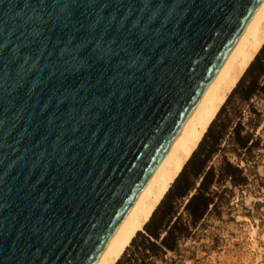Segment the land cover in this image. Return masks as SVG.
Returning <instances> with one entry per match:
<instances>
[{
  "label": "water",
  "instance_id": "95a60500",
  "mask_svg": "<svg viewBox=\"0 0 264 264\" xmlns=\"http://www.w3.org/2000/svg\"><path fill=\"white\" fill-rule=\"evenodd\" d=\"M262 0H0V264H95Z\"/></svg>",
  "mask_w": 264,
  "mask_h": 264
},
{
  "label": "trees",
  "instance_id": "16d2710c",
  "mask_svg": "<svg viewBox=\"0 0 264 264\" xmlns=\"http://www.w3.org/2000/svg\"><path fill=\"white\" fill-rule=\"evenodd\" d=\"M262 59L264 46L145 225V232L139 233L140 241H137V237L133 240L135 250L126 260L127 264L163 261L164 254L167 251L175 252L181 239L192 237L196 227L202 225L209 214L222 217L223 212L219 208L230 197L220 193L221 188L225 192L228 183L232 187L249 183L243 168L232 162L227 152L229 150L246 163L253 161L252 151L258 144L255 129L262 123L264 115L252 106L254 98H264V66L260 64ZM232 96H236L234 105L226 111ZM246 104L254 115L248 122L253 130L247 129L243 124L242 108ZM226 141L228 147L223 146ZM182 201L183 212H180ZM122 259L117 264H122Z\"/></svg>",
  "mask_w": 264,
  "mask_h": 264
},
{
  "label": "bare ground",
  "instance_id": "6f19581e",
  "mask_svg": "<svg viewBox=\"0 0 264 264\" xmlns=\"http://www.w3.org/2000/svg\"><path fill=\"white\" fill-rule=\"evenodd\" d=\"M264 46V0L237 39L197 107L158 164L95 264H117L199 147L210 125Z\"/></svg>",
  "mask_w": 264,
  "mask_h": 264
},
{
  "label": "rangeland",
  "instance_id": "374dc122",
  "mask_svg": "<svg viewBox=\"0 0 264 264\" xmlns=\"http://www.w3.org/2000/svg\"><path fill=\"white\" fill-rule=\"evenodd\" d=\"M260 64L264 66V59ZM235 99L236 96H232L226 111L234 105ZM252 104L256 110L264 113L263 97L254 98ZM249 109L247 104L242 108L243 124L247 129L253 130L248 122L254 115ZM262 118V123L255 129L258 144L252 151L253 161L246 163L229 150L227 152L230 160L243 168L249 183L241 187H232L228 183L225 192L221 188L219 192L230 197L219 208L223 212L222 217L209 214L202 225L196 227L192 237L180 240L175 252L167 251L163 261L152 264H241L240 259L248 256L241 251L242 243L247 242L248 233L252 232L253 236L257 234L259 243L264 240V115ZM223 146L228 147V142H224ZM182 204L183 201L180 203V212H183ZM257 221L259 228L256 226ZM139 233L137 241H140ZM134 250L135 246L131 244L123 259L121 258L122 264H127L126 260Z\"/></svg>",
  "mask_w": 264,
  "mask_h": 264
},
{
  "label": "built area",
  "instance_id": "2783aa9c",
  "mask_svg": "<svg viewBox=\"0 0 264 264\" xmlns=\"http://www.w3.org/2000/svg\"><path fill=\"white\" fill-rule=\"evenodd\" d=\"M257 228H259L258 221L256 222ZM256 235H252V232L248 233L247 242L242 243V252L248 254L247 258H241V264H264V240L259 243ZM238 241V240H237Z\"/></svg>",
  "mask_w": 264,
  "mask_h": 264
}]
</instances>
